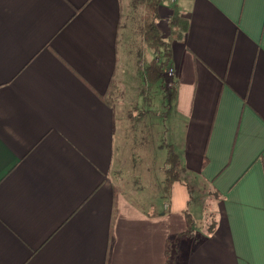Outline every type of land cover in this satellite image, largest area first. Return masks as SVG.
<instances>
[{
  "label": "crops",
  "instance_id": "0c3cea01",
  "mask_svg": "<svg viewBox=\"0 0 264 264\" xmlns=\"http://www.w3.org/2000/svg\"><path fill=\"white\" fill-rule=\"evenodd\" d=\"M142 15L135 0H0V264H264V0L161 3L169 141L141 136L157 175L131 179L120 96L139 76L128 59ZM169 149L179 176L165 192ZM196 150L216 202L203 226L173 206Z\"/></svg>",
  "mask_w": 264,
  "mask_h": 264
},
{
  "label": "rangeland",
  "instance_id": "374dc122",
  "mask_svg": "<svg viewBox=\"0 0 264 264\" xmlns=\"http://www.w3.org/2000/svg\"><path fill=\"white\" fill-rule=\"evenodd\" d=\"M133 10L134 16H136L137 7ZM135 39H132L130 42L131 55L128 59V65L130 69H140L139 76L135 81H131V85L135 86L132 89L124 90L120 96V102L122 110L125 112V124L127 129V135L125 140V151L133 156L134 163L131 164V169L128 173H131V179L134 178L136 171L142 173L143 169L147 170L150 175H157V165L159 163V152L147 151L146 158L141 159L137 156V153H142L143 150H149L151 145L148 144H139L140 137L143 136L146 138V142L154 141L152 144L155 145L157 142H168L169 135H164V127L168 124L166 119H164V111L167 106H173L174 103L168 102L165 99V92L167 95L174 88H166V83H169L170 80L167 79L165 83L164 79V89L162 88V83L159 82L156 84H150L147 82L144 74V67L146 63L151 59V51H149L144 43L142 42L141 34L134 35ZM168 67V66H167ZM165 67V68H167ZM165 73H163V77ZM142 98H145V105L142 109H137L139 93ZM138 97V99H137ZM123 102V103H122ZM151 103V108L148 109L147 104ZM134 110V111H132ZM130 113L135 115V118L130 115ZM149 115H153L155 119V125L152 127L153 131H150V126L148 122ZM159 123L162 131L159 130ZM153 152L150 157L148 156ZM200 157L198 151H193L191 154H183V160L181 161L180 180L184 183L187 188L186 197L183 198V195L180 194L183 192L180 188L179 194L176 196V199L173 203L174 209L180 211L186 209L190 211L194 217L196 226H203L210 223H213L215 220L214 209L216 208L215 195L213 194L211 187L206 184L200 174L199 165ZM163 158V152H162ZM151 159V160H150ZM133 168V169H132ZM150 188H154L151 186ZM152 193L147 188V194ZM188 199H191L188 201Z\"/></svg>",
  "mask_w": 264,
  "mask_h": 264
},
{
  "label": "trees",
  "instance_id": "16d2710c",
  "mask_svg": "<svg viewBox=\"0 0 264 264\" xmlns=\"http://www.w3.org/2000/svg\"><path fill=\"white\" fill-rule=\"evenodd\" d=\"M135 1L143 7L140 26L141 34L144 45L153 54L143 69L145 78L150 84L164 82L163 72L170 62L171 52L169 41L162 37L160 29L158 28L159 7L164 0ZM169 25L171 35L177 40H182L188 29V19L174 8ZM110 98V95L106 96L104 98L105 102L110 103ZM179 165L180 162L178 156L169 149L166 158V165L163 169L165 177L163 189L165 192L169 191L171 183L178 178ZM186 220L187 229H189L193 224L192 218L189 214H186Z\"/></svg>",
  "mask_w": 264,
  "mask_h": 264
},
{
  "label": "built area",
  "instance_id": "2783aa9c",
  "mask_svg": "<svg viewBox=\"0 0 264 264\" xmlns=\"http://www.w3.org/2000/svg\"><path fill=\"white\" fill-rule=\"evenodd\" d=\"M170 3L175 4L177 0H169ZM165 76V83L168 80H170L169 83H166V88H172L173 85L175 84V69L172 66H168L167 68L164 69Z\"/></svg>",
  "mask_w": 264,
  "mask_h": 264
}]
</instances>
